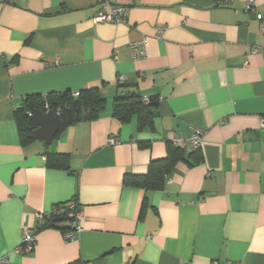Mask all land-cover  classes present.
Wrapping results in <instances>:
<instances>
[{"label":"crops","instance_id":"obj_1","mask_svg":"<svg viewBox=\"0 0 264 264\" xmlns=\"http://www.w3.org/2000/svg\"><path fill=\"white\" fill-rule=\"evenodd\" d=\"M246 1L113 0L125 8L113 24L94 22L101 0H0V258L264 264V0H254L263 20ZM142 37L145 55L134 59L130 44ZM118 83L155 100L152 129L112 116ZM94 87L106 101L98 119L49 145L22 144L23 98ZM192 128L203 133L199 163H177L159 190L124 184ZM50 154L67 155L66 168L49 167ZM71 200L82 213L71 240L39 229V215ZM23 228L35 235L27 255L16 251Z\"/></svg>","mask_w":264,"mask_h":264},{"label":"trees","instance_id":"obj_2","mask_svg":"<svg viewBox=\"0 0 264 264\" xmlns=\"http://www.w3.org/2000/svg\"><path fill=\"white\" fill-rule=\"evenodd\" d=\"M117 90H124V93L120 92L115 95L112 104V116L121 124L128 123L132 117H136L139 131L146 128L152 129L156 118L155 100L148 99V102L145 103L137 91L124 83H118ZM78 93L77 97H73L69 91L51 93L45 96L32 95L25 97L22 106L14 112L17 134L22 144L27 145L35 141L29 127L30 117L28 113L39 111L44 114L46 105L48 110L53 113H56L57 110H60L61 113L70 111L73 116V123L91 122L98 119L105 109L106 102L100 89L95 87L86 88L78 91ZM67 159V155L64 154H50L47 156L46 161L49 167L66 168ZM200 161L199 151L187 153L185 149L167 142L165 158L151 161L145 175L125 176L123 182L125 185L141 187L145 190H159L163 187L165 177L170 174L177 163L184 162L192 165ZM67 204L55 206L52 211L62 209V212L51 214L44 220L42 225H39V229L57 228L63 233L68 232L69 228L64 227L66 223L70 222L66 217Z\"/></svg>","mask_w":264,"mask_h":264},{"label":"built area","instance_id":"obj_3","mask_svg":"<svg viewBox=\"0 0 264 264\" xmlns=\"http://www.w3.org/2000/svg\"><path fill=\"white\" fill-rule=\"evenodd\" d=\"M5 2H10L11 0H4ZM102 3H104L107 7V10L100 11L94 18V22H100V23H113V24H121L125 22L124 14H125V8L119 5H115L113 3V0H101ZM245 10L251 14L255 15V18L257 20H263V17L260 13L256 11V5L254 0H247L245 4ZM165 31V27L159 26L156 28L155 32V39L159 40L161 38V35ZM147 44V38L142 37L141 39L132 42L130 44V49L133 55V58L135 59L137 56V51L139 52L141 56L145 55V47ZM258 49L254 48L252 49V52H257ZM122 79V78H121ZM79 95L78 91L72 92L73 97H77ZM24 100V98H23ZM142 100L147 103L148 98L143 97ZM46 112H49L47 105L45 106ZM45 112V113H46ZM33 113H28V116L31 117ZM57 115H61V111L57 110ZM261 127H264V116L261 118L260 121ZM202 136L203 133L196 129L192 128L190 136L187 138V140H183L178 137H173L171 139V144L174 146H179L187 153L196 152L200 150L201 143H202ZM109 145H115L116 142L113 138H110L108 140ZM66 217L70 220L69 222V231L65 233V238L67 240H71L73 237L74 232H78L81 230V219H82V213L81 209L77 207L74 200H71L66 205ZM58 212H62V209L54 210L52 212H47L45 214H41L38 216V223L39 225H42L44 223V220L48 218L51 214H57ZM64 212V211H63ZM35 247V235L31 232V230L27 228H23L22 231V237L20 245L17 248V252L21 255H27L30 254ZM0 264H12L6 257L0 258ZM212 264H217V262H213ZM230 264H238L237 262H231Z\"/></svg>","mask_w":264,"mask_h":264},{"label":"water","instance_id":"obj_4","mask_svg":"<svg viewBox=\"0 0 264 264\" xmlns=\"http://www.w3.org/2000/svg\"><path fill=\"white\" fill-rule=\"evenodd\" d=\"M73 122V116L70 111H66L61 115L51 111L44 114L35 111L29 118L28 123L34 140L49 145L57 134L63 133Z\"/></svg>","mask_w":264,"mask_h":264}]
</instances>
